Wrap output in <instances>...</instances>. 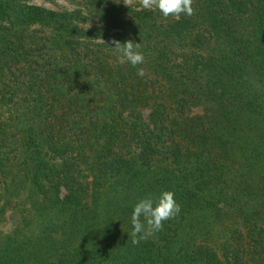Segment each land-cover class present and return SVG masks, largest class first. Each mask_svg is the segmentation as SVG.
Masks as SVG:
<instances>
[{
    "label": "trees",
    "instance_id": "16d2710c",
    "mask_svg": "<svg viewBox=\"0 0 264 264\" xmlns=\"http://www.w3.org/2000/svg\"><path fill=\"white\" fill-rule=\"evenodd\" d=\"M34 1L0 0V264H264V0Z\"/></svg>",
    "mask_w": 264,
    "mask_h": 264
},
{
    "label": "rangeland",
    "instance_id": "374dc122",
    "mask_svg": "<svg viewBox=\"0 0 264 264\" xmlns=\"http://www.w3.org/2000/svg\"><path fill=\"white\" fill-rule=\"evenodd\" d=\"M136 1H126V3H133ZM140 3V1H137ZM36 5H42L45 8H49L52 10H72L71 5L67 2V0H56L53 4H49V3H41V1L39 0H35L33 2ZM147 7H150L151 5H153V3L151 1H148L146 4ZM145 115H147L145 113ZM9 225L6 221L0 220V228H2L4 231H6L8 229Z\"/></svg>",
    "mask_w": 264,
    "mask_h": 264
}]
</instances>
